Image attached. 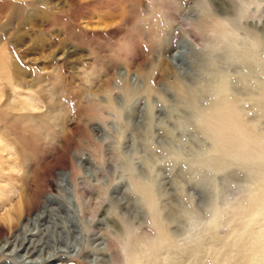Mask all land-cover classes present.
Returning a JSON list of instances; mask_svg holds the SVG:
<instances>
[{
    "label": "clouds",
    "instance_id": "9594fccd",
    "mask_svg": "<svg viewBox=\"0 0 264 264\" xmlns=\"http://www.w3.org/2000/svg\"><path fill=\"white\" fill-rule=\"evenodd\" d=\"M231 2V14L221 16L196 0L199 18L182 31L198 66L189 64L167 92H151L143 139L129 150L113 91L137 80L156 89L158 65L129 72L105 101L97 97L101 120L115 128L113 170L97 158L88 177L97 195L75 240L62 246L50 235L48 255L60 264H76L85 251L102 254L104 264H264V32L257 30L264 0ZM117 185L127 204L111 199ZM104 216L112 222L101 224ZM101 228L103 242L90 247Z\"/></svg>",
    "mask_w": 264,
    "mask_h": 264
},
{
    "label": "rangeland",
    "instance_id": "374dc122",
    "mask_svg": "<svg viewBox=\"0 0 264 264\" xmlns=\"http://www.w3.org/2000/svg\"><path fill=\"white\" fill-rule=\"evenodd\" d=\"M195 3L0 0V264H18L16 258L25 253L21 245L38 247L32 260L46 256L50 235L60 232L65 223L70 227L61 208L66 204L78 214L75 195L70 193L73 185L68 179L62 181L71 170L83 196L84 213L79 218H86L97 195L88 182L97 170V158L105 159V171L113 170L115 128L101 120L104 110L97 97L105 101L104 94L119 87L117 79L157 64L156 89L137 80L131 89L113 91V100L124 113V149L129 150L134 140L141 141L151 92H167L189 64L198 66L199 54L182 31L190 20L199 18ZM208 3L215 14H231V0ZM257 30L264 32V19L257 21ZM169 49H175L172 56L167 54ZM182 50H187L184 57L177 58ZM152 101L156 102L155 96ZM118 188L111 199L127 204V193ZM43 212L49 215L48 222L40 221V231L34 235L35 222ZM99 222L112 221L104 216ZM103 232L101 228L88 237L90 247L103 242ZM93 258L104 264L102 254L88 251L76 264H91ZM44 264L60 262L55 258ZM65 264H72L71 259Z\"/></svg>",
    "mask_w": 264,
    "mask_h": 264
},
{
    "label": "bare ground",
    "instance_id": "6f19581e",
    "mask_svg": "<svg viewBox=\"0 0 264 264\" xmlns=\"http://www.w3.org/2000/svg\"><path fill=\"white\" fill-rule=\"evenodd\" d=\"M183 49V48H182ZM187 51V50H186ZM186 51H178V53H177V58H183L184 57V54H185V52ZM193 56V55H192ZM80 166V165H79ZM80 167H78V169H79ZM66 179H68L71 183H72V185H73V188H72V190L73 191H70V193L71 192H73V195H75L74 197H75V201H76V204L78 205L77 207L78 208H76L77 210H78V214H77V212L75 211V209H71L68 205H66L65 204V208L67 209V211H66V216H65V218H66V221H68L69 223H70V227H68L67 228V230H65V228L63 227V229L59 232L58 231V233H57V235H59V237H61V242H65V244H64V246H66L67 245V243H70V242H72V239H73V241L75 240V237L77 236V235H79L80 234V232H81V230H82V228H81V219L79 218L80 216H82L83 215V213H84V208H83V206H82V203H81V201H82V198H83V196L82 195H80V193L79 192H77V183L75 182V180H73L72 179V170L70 171V172H68V173H66L65 175H64V177H63V179H62V181L64 182ZM66 193V192H65ZM68 194V193H67ZM21 199H22V197H21ZM32 200H33V198L32 197H30L29 198V206L30 205H32ZM48 200H52V201H58V200H56V199H53V198H50V199H48ZM22 202V201H21ZM20 202V203H21ZM50 202V201H49ZM24 204V203H23ZM25 205V204H24ZM27 205V204H26ZM20 206V205H19ZM24 208H26V206L24 207ZM15 211V210H14ZM17 211H18V208H17ZM21 213H22V210H21V207L19 208V213H18V215L16 216V219H18V218H20V216H21ZM45 212H43L42 213V215L41 216H39V218H38V221L37 222H35V229L37 230L36 232H34L33 234L35 235V234H38L39 233V231H40V227H39V222L40 221H42V220H44V218L45 217H47V216H49V215H45L44 214ZM52 213V212H51ZM48 214V213H47ZM37 219V218H36ZM83 219V218H82ZM19 221V220H18ZM17 221V222H18ZM53 222L55 223L56 222V219H54L53 218ZM31 223H33V222H31ZM15 225V224H14ZM53 225V224H52ZM73 225H75V227H73ZM46 227V226H45ZM28 228V227H27ZM47 228V227H46ZM50 228V227H49ZM56 229V228H55ZM49 230V232H50V229H48ZM54 230V229H53ZM60 230V229H59ZM31 233V232H30ZM55 233H56V231H55ZM32 236V235H31ZM26 237V236H25ZM30 239V238H29ZM26 240V239H25ZM31 240H33V239H30V240H28V241H31ZM33 242V241H32ZM32 242H31V244H32ZM17 243V242H16ZM6 244H7V246L9 247L10 245H11V242H10V240H9V238H8V240L6 241ZM14 244H15V242H14ZM28 244V243H27ZM30 244V245H31ZM62 244V243H61ZM63 245V244H62ZM6 247V246H5ZM21 247V248H20ZM19 248L20 249H24L25 250V253H24V255L23 256H19L18 258H16V263L18 262V264H44V263H48V262H50L51 260H53V259H55V257H52V256H49L48 254L46 255V256H42L40 259H36V260H32V257H33V255H34V253H36V251H37V248H34L33 247V245H31V246H29V247H25L24 245H21V246H19ZM17 251H19V250H14V252H17ZM21 253V252H20ZM28 259V260H27ZM14 263V262H13Z\"/></svg>",
    "mask_w": 264,
    "mask_h": 264
}]
</instances>
